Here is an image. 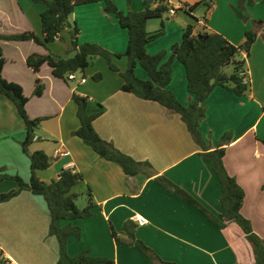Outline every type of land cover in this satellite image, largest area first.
Instances as JSON below:
<instances>
[{
    "label": "crops",
    "instance_id": "crops-1",
    "mask_svg": "<svg viewBox=\"0 0 264 264\" xmlns=\"http://www.w3.org/2000/svg\"><path fill=\"white\" fill-rule=\"evenodd\" d=\"M24 1L31 10L25 11L20 0H0V34L35 32L42 36L41 14L47 7ZM170 1L171 6L179 8L177 14L170 17L174 19L184 14L188 19H182L183 25L171 22L170 18L167 19L170 22H165L164 17L149 21V33L159 31L163 24L166 29L165 36L147 45L149 54L168 51L165 61L168 60L173 45L182 41L188 25H194L196 33L222 34L236 46L244 43L249 25L237 27L233 33L218 29L215 19L226 12L221 3L208 10L210 20H207V17L196 19L181 9L183 4L194 5L201 0ZM114 2L124 13L140 12L145 8L144 0H134L130 7L126 0ZM228 2L234 6L233 0ZM255 2V7H249L248 13L252 20L264 21V1ZM71 19L81 29V41L98 42L114 55L126 53L129 32L120 27L112 14L105 13L104 2L77 7ZM153 21L160 22L159 29L151 24ZM16 22L18 27L11 33L9 30ZM258 32L259 37L246 59L245 70L250 78L248 91L240 97L231 89L216 87L204 103L206 117L201 121L200 130L212 149L219 146L226 134L232 135L230 143L225 145V166L245 191L243 216L264 240V27ZM94 33L100 35L98 41L94 39ZM56 41L60 46L49 45L50 51L62 57L68 54L71 36L67 39L60 34ZM0 46L6 59L4 78L23 87L29 98L27 112L30 118H45L37 129L39 133L35 132L36 139L30 150L43 151L52 161L49 169L38 172V177L50 183L58 180L63 170L70 169L84 177L71 193L81 196L91 190L95 203L93 217L62 223L81 230L79 240L70 238L68 241L67 252L71 257L88 253L93 257L111 259L115 264H153L137 247L117 245L112 227L123 241L129 242L124 225L131 220L138 224L137 239L165 262L255 264L253 248L237 224L225 229L217 228L203 213L157 182L158 177H166L191 194L214 216H221L220 181L211 163L201 156L200 147L180 115L158 103L122 92L123 79L119 74L111 76L112 84L98 90L95 89L96 81H91L98 74L96 71L83 75L86 82L78 81L72 85L56 78L48 65L38 73L28 66L27 59L32 54H48L46 48L35 42L0 40ZM243 57H246L245 53ZM140 67L136 69L137 77L147 80V72ZM118 68L121 72L127 69L123 61ZM38 79L45 85L42 97L34 95ZM167 89L183 106L193 104L194 98L188 92L186 69L178 61L173 63L172 81ZM73 94L92 99L88 106L89 114L103 110L93 123L102 139L134 160L150 163L152 170L128 177L119 165L102 159L75 136L81 123ZM26 136V125L17 108L0 94V177H9L0 182V195L18 189V183L12 177L18 176L25 182L31 180V162L22 148ZM58 151H68L70 156L55 159ZM50 224V211L42 196L23 191L0 204V258L8 259L11 264H58L59 242L50 235Z\"/></svg>",
    "mask_w": 264,
    "mask_h": 264
},
{
    "label": "trees",
    "instance_id": "trees-1",
    "mask_svg": "<svg viewBox=\"0 0 264 264\" xmlns=\"http://www.w3.org/2000/svg\"><path fill=\"white\" fill-rule=\"evenodd\" d=\"M42 4L47 9L41 14L42 36L35 32H24L17 34H0V40L6 42H35L46 48L48 54H32L27 59L28 66L36 73L40 72L44 65H48L53 75L65 81H70L69 76L81 71L85 73L90 66L92 58L101 57L107 60L110 68L117 72L123 79L121 91L133 94L136 97L160 104L168 110L180 115L186 124L191 136L201 149V156L211 163V167L217 175L221 184V216L218 218L207 210L186 190L182 189L166 177H158L157 182L167 191L171 192L181 200L190 204L219 229H225L231 224H237L244 232L246 239L251 244L255 264H264V240L254 231L251 222L243 216L242 208L245 201V191L237 180L232 177L225 166L226 148L230 143L232 135L226 134L215 149L207 145L200 130L201 121L206 117L205 101L210 97L216 87L231 89L236 95L242 97L248 91L250 83L245 84L241 73L245 70L246 59L249 58L251 49L259 37V30L264 27V21L253 20L256 29L247 31L245 41L242 45L236 46L219 33L208 31L195 32L194 25H188L183 33L180 43L173 45L168 60V51L157 55H150L147 52V45L159 39L165 34V27L155 32L147 31V24L151 20L162 19L169 13V7L163 1L144 0V10L140 12L129 11L124 13L112 0H32ZM129 6L134 0H127ZM264 1V0H263ZM105 3V13L112 14L118 21L121 28L129 32V44L125 54L115 55L126 57L127 69L121 72L113 63V55L96 44H79L81 31L76 23H70V16L76 7L93 3ZM233 6L236 15L247 22L249 20L246 12L253 7L255 0H237ZM156 5V6H154ZM214 0H201L194 5L183 4L187 14L193 15L200 6L212 9ZM207 21V20H206ZM68 29L71 36L72 57H62L53 54L49 45L54 43L61 32ZM243 53L246 57H243ZM180 62L186 69L188 79V92L194 98L193 104L189 107L183 106L167 87L172 81L173 63ZM6 64L3 48L0 46V94L7 97L17 108L18 114L26 125L27 136L22 143L23 152L31 162V180L25 182L22 178L12 177L18 183V189L0 195V204L6 203L19 196L23 191H29L35 195L42 196L49 208L51 224L50 235L57 238L59 242L58 264H115L111 259L90 256L82 253L71 257L67 252V244L70 238L80 239L81 230L71 224L63 226V222L90 219L93 217L92 210L95 203L92 200L89 189V202L86 208L80 209L77 206L78 195L72 194V189L84 180L82 174L73 170H63L58 180L50 183L42 181L38 177L39 171H45L51 167V158L43 151L31 152L30 148L35 142L36 130L41 126L45 118H30L27 112L29 98L25 95L23 87L15 82H9L4 78L3 71ZM141 66L148 74V79L143 80L137 77L136 69ZM233 66L232 74H227L226 69ZM95 80H100L101 75H96ZM232 86V88H231ZM45 92V85L38 79L36 81L34 95L42 97ZM73 101L77 105V115L81 126L74 133L86 145L102 159L119 165L128 177H135L141 173H148L152 166L148 162H138L132 157L122 153L113 144L102 139L94 128V121L98 119L103 110L95 114L88 113L90 97L73 94ZM264 143V141H263ZM9 179L8 176H1L0 182ZM138 224L134 221H127L124 225V233L129 242L123 241L119 234L112 227L113 237L117 245L127 244L137 247L153 264H176L165 262L143 241L137 239L136 230ZM0 264H11L8 259L0 258Z\"/></svg>",
    "mask_w": 264,
    "mask_h": 264
},
{
    "label": "rangeland",
    "instance_id": "rangeland-1",
    "mask_svg": "<svg viewBox=\"0 0 264 264\" xmlns=\"http://www.w3.org/2000/svg\"><path fill=\"white\" fill-rule=\"evenodd\" d=\"M30 2V4L32 5H36L37 3L33 2L32 0H28ZM51 1V0H50ZM114 2V0H112ZM126 2L128 3V1L126 0ZM234 2V6L237 5V0H233ZM20 3L23 7V9L25 11H29L31 10L28 6L30 5H27L26 1L24 0H20ZM115 3V2H114ZM219 3H221L223 6H224V9H226V12H224V14H222V16H220V18L218 19H215L216 20V25L217 27H219L218 29H221L223 31H226V32H231L233 33L237 27H240V26H244V27H247L249 25V29H247V31H250V30H254L256 29L254 24H253V20L252 18L250 17L251 15L248 13V11L246 12V15L248 16L249 20L247 22L243 21L242 19H240L236 13L234 12L233 10V6H231V4L228 2V0H214V5H219ZM116 4V3H115ZM31 5V6H32ZM38 5V4H37ZM117 5V4H116ZM233 5V4H232ZM129 6V4H128ZM226 6L228 7L229 9V12H227V8ZM130 7V6H129ZM255 7V5L253 6ZM77 8V7H76ZM222 10H223V7H222ZM32 12V11H31ZM193 16L196 18V19H202V18H205L207 17V20H210V15H208V9L205 7V6H200L197 8V10L194 12ZM164 20L165 22H170L168 21L167 19H171V22L174 21L178 24H181L183 25V22H182V19L186 18L188 19V17L184 14H180V16H175L174 19H172L170 17V14L169 13H166L164 15ZM15 21V20H14ZM191 24L194 23L193 20H190ZM18 22H16V24L13 25V28H11V30H9L11 33L13 31H15L14 29H17L16 27H18L17 25ZM70 23L73 25L75 22L73 19L70 20ZM151 24H153L155 27H157L158 29L160 28V22L159 21H153ZM195 24V23H194ZM175 26V25H174ZM185 27V26H184ZM186 28V27H185ZM80 29V28H79ZM198 30H201V27H198ZM81 31V29H80ZM102 31V30H101ZM166 31V29H165ZM95 34V33H94ZM103 34V31L101 32L100 35ZM61 35L67 39H70V35H69V32L67 30H64ZM100 35L98 36L97 34H95V40L98 41L99 40V37ZM166 35V32L164 34V36ZM81 36H82V33L79 37V44L80 45H84V44H96V45H99L101 46L102 48H104L105 50L109 51L113 57H112V63L118 68L119 65L121 64V62L123 61L124 64L128 65V61H127V58L126 57H116L108 48H106L105 46L99 44L98 42H94V43H85L83 41H81ZM103 38V37H102ZM90 39H93V38H90ZM182 39V38H181ZM159 40V39H158ZM156 42V41H155ZM62 43V42H61ZM60 43V44H61ZM59 43L57 41H55L54 43L50 44V46H58ZM60 46V45H59ZM164 50H162L161 52H163ZM160 52V53H161ZM159 54V53H158ZM74 55V52L70 49V51H68V54H65V56L63 57H72ZM151 55V54H150ZM157 55V54H156ZM140 67V66H139ZM142 68V67H140ZM119 69V68H118ZM233 66H229L227 69H226V73L227 74H232L233 73ZM93 71H96L98 74L96 75H101V79L100 80H95L94 77L96 75L93 76V78H91V81H96V84L95 86V89L98 90L100 87L103 88L105 86H108L110 84H112V77L111 76H114V74H118L117 72L113 71L111 68H110V65L109 63L107 62V60H105L104 58H101V57H96V58H92L90 60V66L87 68V70L85 71V73L87 72H93ZM85 73H82L81 71H78L76 72L74 75L76 76V78L78 79L77 81H69L72 85H76V83L78 81H81V79L83 78V75H85ZM37 133H39V130H36ZM88 202H89V194H85V195H81V196H78V199H77V206L80 208V209H84L85 207H87L88 205Z\"/></svg>",
    "mask_w": 264,
    "mask_h": 264
},
{
    "label": "built area",
    "instance_id": "built-area-1",
    "mask_svg": "<svg viewBox=\"0 0 264 264\" xmlns=\"http://www.w3.org/2000/svg\"><path fill=\"white\" fill-rule=\"evenodd\" d=\"M158 1H163L164 5H166V6L169 7V14L171 16H174V15L177 14V11L179 10V8H175V7L171 6V1L170 0H158ZM183 8L184 7L181 6V9H183ZM241 76H242L243 81H244L245 84H249L250 83V78H249V75H248V73L246 71H243L241 73ZM69 79L70 80H75L76 79L75 78V75H70L69 76ZM81 82H83V83L86 82L85 77H83L81 79ZM69 156H70V152H68V151H58L55 154V159H58V158H66V157H69ZM70 166H72V165H70ZM140 221L143 222L142 220H140Z\"/></svg>",
    "mask_w": 264,
    "mask_h": 264
}]
</instances>
